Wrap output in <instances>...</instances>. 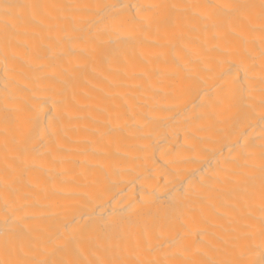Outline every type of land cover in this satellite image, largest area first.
Wrapping results in <instances>:
<instances>
[{"label": "bare ground", "instance_id": "bare-ground-1", "mask_svg": "<svg viewBox=\"0 0 264 264\" xmlns=\"http://www.w3.org/2000/svg\"><path fill=\"white\" fill-rule=\"evenodd\" d=\"M0 264H264V0H0Z\"/></svg>", "mask_w": 264, "mask_h": 264}]
</instances>
